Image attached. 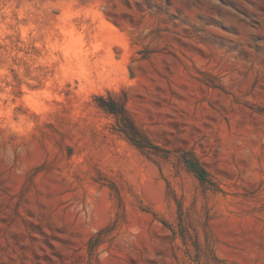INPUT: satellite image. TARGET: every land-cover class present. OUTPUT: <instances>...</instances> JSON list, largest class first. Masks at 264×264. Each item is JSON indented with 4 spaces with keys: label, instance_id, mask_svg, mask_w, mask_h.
<instances>
[{
    "label": "rangeland",
    "instance_id": "374dc122",
    "mask_svg": "<svg viewBox=\"0 0 264 264\" xmlns=\"http://www.w3.org/2000/svg\"><path fill=\"white\" fill-rule=\"evenodd\" d=\"M0 264H264V0H0Z\"/></svg>",
    "mask_w": 264,
    "mask_h": 264
},
{
    "label": "trees",
    "instance_id": "16d2710c",
    "mask_svg": "<svg viewBox=\"0 0 264 264\" xmlns=\"http://www.w3.org/2000/svg\"><path fill=\"white\" fill-rule=\"evenodd\" d=\"M98 105L106 112L113 114L118 122L119 131L125 134L129 141L141 150L152 148V143L148 137L137 127L131 117L127 114L123 105L113 98H98ZM189 170L194 172L201 180H205V171L199 166L197 161H190L184 158Z\"/></svg>",
    "mask_w": 264,
    "mask_h": 264
}]
</instances>
